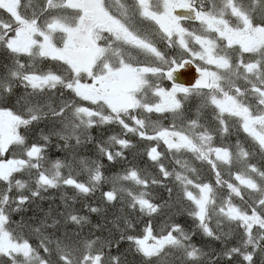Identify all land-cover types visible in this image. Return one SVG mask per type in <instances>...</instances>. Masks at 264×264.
Returning a JSON list of instances; mask_svg holds the SVG:
<instances>
[{
    "label": "snow or ice",
    "instance_id": "snow-or-ice-1",
    "mask_svg": "<svg viewBox=\"0 0 264 264\" xmlns=\"http://www.w3.org/2000/svg\"><path fill=\"white\" fill-rule=\"evenodd\" d=\"M0 264H264V0H0Z\"/></svg>",
    "mask_w": 264,
    "mask_h": 264
},
{
    "label": "trees",
    "instance_id": "trees-1",
    "mask_svg": "<svg viewBox=\"0 0 264 264\" xmlns=\"http://www.w3.org/2000/svg\"><path fill=\"white\" fill-rule=\"evenodd\" d=\"M129 160H132L133 163L135 164H138L140 165L141 164V158L140 157H137L135 160H133V157L132 155H129ZM116 170H119V165H117V168ZM104 190H107V186H105V189ZM51 196H56L57 198L59 197L60 193H57V192H53L50 194ZM100 199V191L98 190L96 193H95V196L93 197V200H99ZM44 206L46 207L47 206V203L45 202ZM118 209H111L109 210V213H108V216H109V219H111L112 215L114 213L117 212ZM35 212V208H33L32 210H28L26 211L24 214H23V217L25 220H27L29 217H32L33 216V213ZM20 217H17V219H19ZM95 222V220H94ZM101 223H103V218H101ZM141 227H143V225H141ZM127 248V245L125 244L124 245V249ZM122 249V251L124 250ZM129 260H132L134 261V257L131 255V253H129V256H128Z\"/></svg>",
    "mask_w": 264,
    "mask_h": 264
},
{
    "label": "water",
    "instance_id": "water-1",
    "mask_svg": "<svg viewBox=\"0 0 264 264\" xmlns=\"http://www.w3.org/2000/svg\"><path fill=\"white\" fill-rule=\"evenodd\" d=\"M192 71H193V73H194V72H195V69L193 68Z\"/></svg>",
    "mask_w": 264,
    "mask_h": 264
}]
</instances>
